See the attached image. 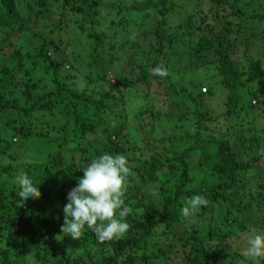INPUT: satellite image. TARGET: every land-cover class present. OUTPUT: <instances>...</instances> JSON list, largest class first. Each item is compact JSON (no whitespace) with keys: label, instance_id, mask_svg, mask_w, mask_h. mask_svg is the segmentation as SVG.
I'll list each match as a JSON object with an SVG mask.
<instances>
[{"label":"trees","instance_id":"16d2710c","mask_svg":"<svg viewBox=\"0 0 264 264\" xmlns=\"http://www.w3.org/2000/svg\"><path fill=\"white\" fill-rule=\"evenodd\" d=\"M170 2L115 1L103 14L99 0H63L60 11L54 8L53 0H0V116L16 111L30 120L28 125L12 129L21 139H52L53 165H26L23 171H17L39 185V199L51 202L42 213L53 205L60 217L56 224L45 218L36 220L38 210L20 198L17 179L4 182L0 188V237L13 229V234H20L25 244L35 248L41 264H170L169 255L177 244L186 249L183 264H264V255H246L249 236L264 233V149L248 161H241L230 139L205 134L206 125L214 120L207 100L215 93L209 88L206 94L208 90L201 81L190 79L187 85L180 82L183 75L214 67L228 91L224 117L239 116L252 109L254 102L264 104L260 88L246 77L239 58L241 47L260 36L254 26L247 27L248 19L264 24V13L245 18L254 0H197L185 21L170 26L168 15L174 8ZM74 13H78L80 22L74 23L73 30L85 37L88 54L74 50L66 54L67 45L72 44L64 39L66 18ZM100 16H112L109 27L101 28ZM16 37L25 40L26 45L17 48L13 43ZM120 37L126 40L122 42ZM82 55H87L86 61ZM40 63L54 70L55 89L39 88L34 74ZM124 67L139 69L138 82L126 77ZM161 71L163 76L159 75ZM110 78H114V84ZM80 82L96 86L101 82L108 89L81 92L77 87ZM141 82L161 94L170 110H155L149 103L139 110L140 117L149 114L151 118L139 124L149 131L142 139L145 146L138 148L129 137L127 123L104 128L103 122L117 114L112 105L120 101L125 104ZM172 98L188 99L191 107L183 111V103L172 102ZM189 119L197 131L187 146L180 151L156 146L167 142V138L155 137L159 122L184 123ZM174 140L169 137L168 142ZM2 141L0 134V145ZM105 152L127 157L130 174L124 200L131 211L126 217L129 229L118 239L98 242L93 231L85 229L83 242L91 239L95 247L111 254L96 263L66 251L67 240L73 238L61 232V225L70 192L66 190L83 176L81 170L91 159ZM0 154L6 152L0 148ZM254 169L258 174L249 184L244 179ZM9 170L0 169V173L11 175ZM194 170L220 181L194 187ZM161 175L165 183L159 181ZM195 194L205 196L208 204L184 217L181 208ZM245 211L250 213L249 218L237 216ZM216 212L217 218H209ZM254 218L261 219L262 225L249 226ZM234 223L241 228L239 232L232 230ZM16 235L5 239L0 264H17L11 260ZM84 248L86 245L79 253ZM125 256L127 259L121 260Z\"/></svg>","mask_w":264,"mask_h":264},{"label":"rangeland","instance_id":"374dc122","mask_svg":"<svg viewBox=\"0 0 264 264\" xmlns=\"http://www.w3.org/2000/svg\"><path fill=\"white\" fill-rule=\"evenodd\" d=\"M101 2V9L104 12L108 11L109 3L115 2V1H121V2H130L132 0H99ZM21 3V2H19ZM54 8H57L59 11L63 7V0H53ZM169 4H173L174 8L172 9L171 13L168 15V21L170 26H174L178 23H181L185 21L194 11L197 0H171ZM244 10H248L247 4L245 2L243 3ZM19 8L22 9V6H19ZM251 12L246 15L245 12V18H248L249 14H255V13H264V0H254V2L250 5ZM249 9V10H250ZM78 13H74V15L69 14L66 18V25L68 26L65 29V37L67 42L72 43L67 45V55L71 54V52L76 51V53L80 54H88V43L85 42V37L81 38L80 35L77 32H74L73 27L74 23L80 22V17L77 15ZM151 17V16H150ZM157 17H160L157 14ZM156 17V18H157ZM155 18V19H156ZM152 18H149L148 25L151 22ZM160 19V18H158ZM100 21L101 28H107L109 27L111 21H113L112 16L98 18ZM57 21V19H55ZM82 22V21H81ZM156 22V21H155ZM247 27L251 29L253 26L255 27V33L260 34V36L256 39V41L251 42L249 46L241 47L239 58L241 59V65L244 68V71L246 73V77L251 79L253 81V84L258 86L257 88H260V97L264 96V24L257 23L256 19H248ZM133 29V28H132ZM131 29V31H133ZM77 33V34H76ZM28 37V36H26ZM69 39V40H68ZM72 40V41H71ZM120 40L125 41L126 39H122L120 37ZM148 42V41H147ZM14 45L16 47H23L26 45V41L22 38L16 37L13 39ZM73 47V48H72ZM75 48V49H74ZM82 52V53H81ZM11 53V52H10ZM82 58H84L86 61L87 55H82ZM81 58V59H82ZM62 59V58H61ZM259 62V63H258ZM78 65V63H77ZM85 65V64H84ZM125 68V67H124ZM73 69H70V71ZM123 70V69H122ZM84 71V70H83ZM74 72V71H73ZM124 72L127 74L126 77L130 79L131 81H137L139 78V69L136 68H130L126 67L124 69ZM85 73V72H84ZM83 73V74H84ZM87 73V72H86ZM160 76H163L162 71L159 73ZM260 75V76H257ZM262 75V76H261ZM182 80L180 81L182 85H187L190 81H194L195 83H199L200 81L206 85V89L208 90L206 92L209 93V88L212 89L215 93V95L207 100V105L209 110L212 112L214 120L206 125V131L204 132L207 135L212 136H224V138L230 139L235 150L237 151L241 161H248L252 158L253 155L256 154L259 149H264V104H262L260 101L256 102L254 104L255 106L252 109H249L247 111H244L239 116H234L233 118L230 117H224L226 109V101L228 97V91L223 87L221 83V79L218 76V74L215 72L214 67H210L208 69L201 70L199 72H193L189 75H183L181 76ZM35 81L40 83L39 88L43 90V88L48 90L55 89V73L54 70L49 68L48 65L40 63V66L38 67L36 73L34 74ZM112 83L114 84V78H110ZM195 79V80H194ZM177 81V80H176ZM180 82H176L180 84ZM104 83V82H103ZM185 83V84H184ZM102 83L99 82L98 86H96L95 83H85L80 82L78 84V89L83 92L87 91L89 93L93 92H102L104 90L108 89V85L104 84V86L101 85ZM254 89H257L256 87H253ZM136 92H131V95L127 98L128 101H125V104H122L121 101L117 102V104H113L112 107L114 111L117 114L110 115L109 118L106 119V121L103 122L104 128H107L109 126L115 127L118 123H127L128 124V134L132 142L135 143L138 148H143L145 146V142L142 141L144 136L147 135V132L149 131L148 128H143L139 126V124L143 125L147 122H149V119L151 118L149 114H146L144 117H140L139 110L143 108L146 103H149L150 106H155V110L159 109L162 111H168L170 110V107L164 104L163 102L166 101L163 97H161V94H156L154 90H149L144 82L139 83L137 87ZM204 90V89H203ZM202 92L204 93V91ZM258 90V89H257ZM143 97L147 100H140L137 97ZM95 97V95H94ZM98 100V99H97ZM126 100V99H125ZM258 100V99H257ZM172 102H180L183 103L182 110L188 111V109L191 107L189 106L188 99L180 98V99H174L172 98ZM119 103V104H118ZM121 104V105H120ZM148 104V105H149ZM189 107V108H188ZM145 118V120H144ZM30 123V120L25 118L21 113L16 111L6 112L5 114L0 116V134L3 138V141L1 142L0 148L6 152L5 155L0 154V169H10L11 175L5 173H0V188H2L4 182L13 181L17 179V177L20 175V173L17 171L18 169L20 171H23L26 165H35L39 164L41 168H43L45 165H53L54 164V158L55 154L53 155L50 151L52 139L46 138L45 140L38 137H29L28 139H21L18 136H15L13 134L12 129L14 127L20 126L21 124ZM195 123L191 122V119H189L187 122L184 123H176L175 121L169 122L163 120L162 122H159L158 127L156 128L155 137L157 139L167 138L165 143L158 142L156 143V146L159 147H168L172 151H180L184 146H187L188 143L192 140L190 136L196 137V128ZM139 126V127H138ZM141 128V129H140ZM140 131V133L138 132ZM101 133H103V129L101 130ZM104 135L102 134V137ZM169 137H174L175 140L172 144L168 142ZM246 139V140H245ZM131 154H129L130 156ZM264 170V165L262 166ZM68 171V170H67ZM66 172V170H65ZM194 179H193V185L194 187H205V184L212 185L213 183L216 184L220 180L216 177L213 178L209 176V174L200 172L197 170H194ZM257 171L250 170L249 173H247L246 178L244 179L245 182H249L251 184L254 182L252 177L257 175ZM13 175V177H11ZM168 177H170L168 175ZM161 179V180H160ZM163 180V175L159 176V181L161 183H165ZM76 182L74 183L66 190L71 191L74 187H76ZM212 183V184H211ZM172 185V184H171ZM168 188H170V185L166 184ZM173 186V185H172ZM209 188H207V192H209ZM40 198V197H39ZM34 198L30 202L34 205V208H36L38 211L35 214L36 220L40 218L47 219L50 223H57L60 220V217L58 216V213L55 210V207L52 209L47 210L46 213H42V209L47 208V202L43 199ZM42 200V201H40ZM51 203V202H50ZM39 206V207H38ZM30 213V211H27ZM218 213L216 212V216H212L209 218H217ZM237 216H241V219L249 218L250 213L248 211L243 212V214ZM209 221V219H208ZM248 225H256L260 226L262 225V220L254 218L250 220ZM232 230L234 232H239L241 228L238 226V224L234 223ZM10 235H16L13 234V229L6 231L3 234V238L0 237V250L2 248H5V239L8 238ZM86 236L85 231L83 232L82 236L78 239H72L67 240V245L65 246L66 251H68L70 254H72L74 257H85L87 261H97L96 263H99L102 258H109L111 256L110 251L105 250L102 251L94 246V244L91 242V239L85 240L83 242V238ZM3 239V240H1ZM15 247H12V257L11 260L17 262V264H41L35 257L36 250L32 247L31 244H25L22 239L21 235L17 234L15 236ZM161 244V243H160ZM86 245L85 251L79 253L81 246ZM177 247H174L170 253V264H183L184 263V252L186 249H184L180 244H177ZM154 247H150L149 250H153ZM177 248V249H176ZM155 249V248H154ZM77 250V251H76ZM77 252V253H76ZM89 256L90 260H89ZM127 259V256L121 258V260ZM50 261V258L49 260ZM50 263V262H49Z\"/></svg>","mask_w":264,"mask_h":264},{"label":"clouds","instance_id":"9594fccd","mask_svg":"<svg viewBox=\"0 0 264 264\" xmlns=\"http://www.w3.org/2000/svg\"><path fill=\"white\" fill-rule=\"evenodd\" d=\"M81 171L83 176L77 179L63 207L61 232L78 239L85 229H90L98 242L124 236L129 229L126 217L131 211L124 200L130 174L127 157L105 152L91 159ZM17 183L22 200L29 202L40 197L39 185L29 175L21 173ZM207 204L205 196L192 195L181 208V214L189 217ZM246 255L251 258L264 255V233L249 236Z\"/></svg>","mask_w":264,"mask_h":264},{"label":"built area","instance_id":"2783aa9c","mask_svg":"<svg viewBox=\"0 0 264 264\" xmlns=\"http://www.w3.org/2000/svg\"><path fill=\"white\" fill-rule=\"evenodd\" d=\"M203 91L205 92V89ZM254 104H256V102H254Z\"/></svg>","mask_w":264,"mask_h":264}]
</instances>
